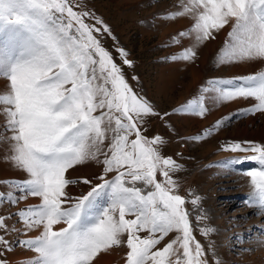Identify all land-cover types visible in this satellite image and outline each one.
<instances>
[{
	"label": "snow or ice",
	"instance_id": "1",
	"mask_svg": "<svg viewBox=\"0 0 264 264\" xmlns=\"http://www.w3.org/2000/svg\"><path fill=\"white\" fill-rule=\"evenodd\" d=\"M178 8L163 18H191V27L173 40L188 38L193 45L171 59L193 61L196 46L230 25L217 63L264 61V0H179ZM91 15L74 11L69 0H0V79L7 81L0 90V143L7 144L5 160L27 176L0 181L9 188L0 192V204L40 201L14 213L23 229L10 228L11 216L0 215V264H9L4 256L13 250L6 234L35 229L39 235L16 242L35 253L23 264H92L101 252L121 245L128 249L126 264H209L186 207L190 202L198 208L201 197L188 201L179 194L172 174L181 166L161 154L160 136L142 131L153 107L133 92L93 34L101 29L85 22ZM96 22L110 34L103 21ZM124 63L131 65L126 58ZM208 83L217 104L252 99L242 114L264 112V71ZM180 111L202 117L207 108L195 99ZM228 119L218 120L205 136ZM223 150L252 153L244 158L257 165L246 173L253 186L248 203L264 210V145L229 142ZM89 160L103 165L100 183L67 178L69 169ZM75 183L90 190L72 196L66 189ZM200 212L198 222L205 219ZM200 231L207 236L214 229ZM173 232L175 238L157 248Z\"/></svg>",
	"mask_w": 264,
	"mask_h": 264
},
{
	"label": "rangeland",
	"instance_id": "2",
	"mask_svg": "<svg viewBox=\"0 0 264 264\" xmlns=\"http://www.w3.org/2000/svg\"><path fill=\"white\" fill-rule=\"evenodd\" d=\"M69 2L73 6L74 11H86L92 14L85 18V22L101 29V32H94L93 34L111 54L114 62L121 68L133 92L149 101L152 105L155 114L144 117L143 134L149 138L160 136L164 141L160 145L161 154L165 157H171L181 166L180 170L172 174L180 186L179 194L188 201H191L194 196L201 197L198 208H194L190 202L186 207L190 213L193 235L204 246L209 264H214L217 259L219 264H246V262L252 261V254L257 250L256 246L259 240L264 237V221L259 226L253 223L246 226L244 230L238 231L237 229L233 232V236L228 237V239H222L221 230L239 228L247 224L249 218L254 216H261L260 218L264 220V211L258 207H250L248 203L249 198L253 195V186L246 173L257 167V165L244 159L246 156L252 155V153L226 151L223 148L229 142L244 144L245 141H251L264 145V139L250 138L240 134L213 137L214 150L205 152L203 141L211 136H205V131L210 127L198 129L194 127L190 134L179 133L175 130L173 117L176 114L185 112L180 111V109L191 101L187 100L191 94L190 91H187L183 83H181L182 81H180L185 78L188 79L189 73L186 72L184 77L181 75L179 82L174 80L172 85L167 84L164 86L163 83H166V81L161 76V71L162 68L176 62V60L182 62L183 60L181 59H171V57L178 56L183 49L193 45V40L188 38H180L179 43H175L173 40L174 37H178V33L187 31L191 27L193 23L191 18H163L170 11L180 10L178 8L179 0H69ZM97 19L103 21V25L108 27L110 34L103 31L102 25L96 22ZM179 21H183V23L179 25ZM171 23L176 25L170 26ZM230 30L231 26L226 25L223 29L213 33L214 39H209L196 46L194 60L191 62L186 61L187 65L185 67L189 69L190 65L194 66L193 64L195 63V66L199 65L198 67L201 68V61L205 55L203 49L207 47L209 42L216 41L213 50L209 51L207 57V62L210 63L208 71L212 74L210 81L246 76L260 72V70L264 71L263 67V69L259 68L256 71L251 70L250 73H235L229 71L232 65L243 64L244 61L229 64L217 63V56L224 47ZM220 35H222V38H220ZM121 49L127 54L126 57H122L119 51ZM125 58L131 61L130 66L124 63ZM1 80L4 86L0 85V90H3L7 86V81ZM180 97L183 98L180 99ZM252 104L254 103H244L236 108L227 110L226 113L224 112L220 117H230V119L226 120L221 128L230 131L236 129V125L240 124V127L248 125V130H251L252 128L256 129L262 122L264 123V115L261 116V114H258L259 112H257V116L256 113L242 114V111L249 108ZM220 117L215 118L214 124L221 119ZM249 117H257L254 124L251 122L246 124L245 119H249ZM2 124L3 118L0 117V125ZM0 131H3L2 127H0ZM215 132L212 134L215 135ZM196 136H201L202 138L199 141L192 139ZM244 146L246 147L247 145ZM6 151L7 144L0 143V181L27 179L23 171L14 168L11 163L5 160ZM218 152L228 153L229 156L216 159ZM206 169L210 171L205 173ZM102 172L103 165L101 163L89 160L69 169L66 176L77 181L87 178L93 184H96L101 182L96 178ZM114 175L115 173H111L106 178L111 179ZM232 176L233 178L229 179ZM158 179L162 178L158 176ZM66 190L72 196H79L89 191L90 185L75 183L68 186ZM189 190H191L193 196L188 195ZM8 191V186L0 183V192L6 193ZM39 202V198L33 197H28L16 205L5 202L0 204V215L11 216L7 220L10 228L14 226L17 229H23V225L18 222V217L14 213ZM200 209L203 210L205 219L198 222L196 217L201 215ZM214 214H218L221 217L220 223H216ZM205 226L214 229V231L207 236L202 235L200 229ZM59 227H63V225L55 226V228ZM39 233L40 229L29 231L27 235L22 234V232L11 231L6 234V239L13 244V250L5 253L4 256L9 261V264H12L13 260L10 257L13 252L30 251L20 247L16 242L33 238ZM0 234L3 233L0 232ZM141 235L146 236L147 233H141ZM175 236L176 233H170L157 248L162 249ZM123 239L126 240V236ZM210 244L212 246L211 250H209ZM262 244L264 246V243ZM113 249L115 253L112 249L105 252H111L115 255L108 264H126L127 247L121 245L119 247L114 246ZM262 254L256 255L253 264H264V253Z\"/></svg>",
	"mask_w": 264,
	"mask_h": 264
},
{
	"label": "bare ground",
	"instance_id": "3",
	"mask_svg": "<svg viewBox=\"0 0 264 264\" xmlns=\"http://www.w3.org/2000/svg\"><path fill=\"white\" fill-rule=\"evenodd\" d=\"M161 23L163 24V22H161ZM174 23L173 24L171 23L170 26H175L176 24H174ZM182 23H183V21L178 22L179 25ZM220 38H222V35H220ZM215 44H216V41L209 42L207 47L203 49V52H205V55L203 56V60L201 61V63H202V66L200 65L201 68L198 67L199 65L195 66V63H194L193 64L194 66L190 65L189 69H187L185 67V65H187V62L184 60L182 62H179L178 60H176V62L162 68L161 76L163 77L164 81H166V83H163L164 86H166L167 84L172 85V82L174 80L179 82V77L181 75H183V77H184L186 72H188L189 73V77L187 76L188 79L185 78L183 80H180V81H182L181 83H183L185 89L187 91H190V93H191L190 96H188L187 100L193 101L195 99H198V100L202 101L204 103L205 107L207 108V111L203 115V118H201V116H199V115L190 114L188 112H182V113L176 114V116L173 117V119H174L173 125L175 126V130L178 131L179 133H184V134L189 133L190 134V132H192V129L194 127H197L195 129L203 128V127L212 128L215 125L214 124L215 118H219L221 115H223L224 112L226 113L227 110H231L233 108H236L237 106L244 104V103H255V101L252 99H237V100H234L231 102H225V103H219V104H217L215 102L214 93L211 91L212 86L208 83V81H210L209 79L211 78L212 74H210V71H208L210 63L207 62L208 53H209V51L213 50V47ZM202 55H203V53H202ZM263 67H264V61H261V60L244 61L243 64H233L232 68H230L229 71L235 72V73H238V72L250 73L251 70L256 71L259 68L263 69ZM260 71H262V70H260ZM0 85L4 86L1 79H0ZM202 89H205V91H202ZM182 98L183 97H180V99H182ZM258 114H261V116H263L264 112H259ZM256 116H257V113H256ZM256 119H257V117H249V119L248 118L245 119L246 124H248L250 122L252 124H254ZM260 124H258V125H260ZM247 126L244 125L243 127H240V124H237L236 129H234V130L229 131V130L220 128L217 132L214 131L216 133L215 135L211 134V136L209 135L210 137H208L206 140L203 141V144L205 145V152L214 150V146L212 144L213 137H219V136L222 137V136H228L231 134H240L241 136H248L250 138L255 137L257 139L258 138L264 139V123L263 122L256 129L252 128L251 130H248ZM225 156H229V154L224 153V152H218L216 154V159H220V158L225 157ZM210 170H211V168H210ZM210 170L206 169V171H204V172L207 173V171H210ZM75 174H77V173H75ZM232 178H233V176L230 177L229 179H232ZM263 211H261V212H263ZM260 217L259 216L251 217V218H249L247 224L242 225L239 228L230 229L231 231L226 229V228L221 230L222 239H225V238L228 239V237L230 238L231 236H233V234H234L233 232L235 230H237V229H238V231L244 230L246 226L252 225L253 223L256 226H259L264 221ZM214 219H215L216 223L221 222V217L218 214H214ZM262 243H264V237L259 240V242L256 246L257 250L255 251V253L252 254V258H251L252 261H248L251 263L246 262V264H253V260L256 257V255H258L259 253H261V254L264 253V246ZM111 249H112V251L114 250L113 248H111ZM34 255H35V253L32 251H29V252L28 251H21V252H17V253L13 252L11 254L10 258H12V260H13L12 264H23V262L27 261L28 259H31V257H34ZM114 257H115V255H113V253H111V252H109V253L101 252L93 260V262H94V264H108L111 261V259H113Z\"/></svg>",
	"mask_w": 264,
	"mask_h": 264
}]
</instances>
